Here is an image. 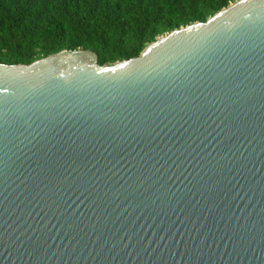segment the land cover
<instances>
[{
  "label": "water",
  "instance_id": "obj_1",
  "mask_svg": "<svg viewBox=\"0 0 264 264\" xmlns=\"http://www.w3.org/2000/svg\"><path fill=\"white\" fill-rule=\"evenodd\" d=\"M0 264H264V0L0 64Z\"/></svg>",
  "mask_w": 264,
  "mask_h": 264
},
{
  "label": "trees",
  "instance_id": "obj_2",
  "mask_svg": "<svg viewBox=\"0 0 264 264\" xmlns=\"http://www.w3.org/2000/svg\"><path fill=\"white\" fill-rule=\"evenodd\" d=\"M235 1L0 0V64L29 65L64 50H89L101 66L112 65Z\"/></svg>",
  "mask_w": 264,
  "mask_h": 264
}]
</instances>
